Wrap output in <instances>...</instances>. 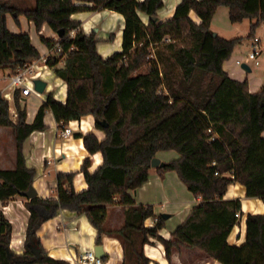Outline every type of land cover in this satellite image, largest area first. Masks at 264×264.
Instances as JSON below:
<instances>
[{
  "label": "trees",
  "instance_id": "16d2710c",
  "mask_svg": "<svg viewBox=\"0 0 264 264\" xmlns=\"http://www.w3.org/2000/svg\"><path fill=\"white\" fill-rule=\"evenodd\" d=\"M221 6L232 24L254 20L247 39L264 25V0H181L164 21L157 17L163 0H33L23 7L15 0H0V69L17 72L40 59L27 32L8 29V15L18 25L24 16L36 31L44 24L54 34L62 30L60 53L46 63L67 90L64 103L47 93L31 122L19 89L12 95L15 121L0 94V126L11 127L15 141L14 168L0 169V201L21 197L32 185L35 170L25 164L23 143L32 132L46 129V112L59 128L91 115L105 135L101 141L94 133L74 135L82 138L89 155L102 156L93 172L90 159L83 160L85 190L75 191V172L58 173L56 198L25 199L29 217L20 255L9 249L12 225L0 212V264H69L50 257L37 235L41 224L62 209L86 217L97 231L96 245L103 235L118 239L122 264H149L144 246L151 239L162 244L169 263L173 251L184 247L221 264H264V215L247 214L244 244L227 243L241 210L240 200L224 199L227 187L239 183L247 198L264 203V85L250 92L246 79L237 81L223 70L242 38L225 39L211 32L213 15ZM97 10L114 11L124 19L121 51L107 58L97 52L96 32L85 34L71 19L75 13ZM190 11L199 23L190 19ZM138 13L147 16V24ZM40 39L48 49L57 43ZM171 150L179 157L157 172L174 171L201 201L164 239L159 235L163 217L155 216L150 204H136L130 192L147 182L156 154ZM112 205L123 208L122 224L115 229L106 227L107 206ZM150 217L154 225L145 226ZM101 259L104 262L105 256Z\"/></svg>",
  "mask_w": 264,
  "mask_h": 264
},
{
  "label": "crops",
  "instance_id": "0c3cea01",
  "mask_svg": "<svg viewBox=\"0 0 264 264\" xmlns=\"http://www.w3.org/2000/svg\"><path fill=\"white\" fill-rule=\"evenodd\" d=\"M31 1L29 3L28 0H21V3L32 4L33 2ZM180 1L174 0L171 6L169 5L167 7L164 14H160V11H158L157 17L159 21L171 18ZM138 16L144 24H147V16L142 13H138ZM189 17L195 23L200 22V19L193 11L189 12ZM71 19L80 23V27L85 34H89L92 31L96 32V48L101 57L107 58L113 52L121 51L124 19L119 13L110 10L86 11L71 15ZM19 22H21V25H18L20 28L18 31L25 32L24 30H27L31 42L39 51L40 56L46 54L48 48H44L43 45H38L36 37L30 32L34 30L39 39L40 37L54 39V33L49 27L44 24L39 31H36L34 24L27 21L24 16L19 17ZM13 23V18L8 15V29L17 33V28L13 26ZM211 32L214 35H218L213 29H211ZM111 34L113 35V40L108 41ZM241 58L243 57L230 58L225 61L223 63V70L230 78L237 81L246 79L249 91L256 92L264 85V80L260 77L248 78L247 75L251 71L244 72L235 64V61ZM61 64L62 61L59 65ZM3 70L8 71L10 69L5 68ZM10 76L7 77L9 78ZM4 79V77L0 78V83ZM43 80L46 81L47 86L44 93L38 96L36 107L33 110L28 111L26 107L28 97L31 95L22 96L21 100L25 104L27 111V122L33 120L37 108L45 100L47 93H52L53 97L62 103L66 101V83L56 77L53 70H50V73H47L43 77ZM8 84L9 82L0 88V94L8 93L12 97V93L7 88ZM11 100L13 102V98ZM10 108L15 109L14 103L11 106V101H9ZM44 124L46 126L45 130L32 132L23 143L25 164L28 168L35 170L32 186L36 190L37 196L41 198H56V175L58 173L75 172L76 175L73 179L75 191L80 192L85 190L87 184L80 172L81 164L85 158H89L91 161L89 171L93 172L101 165L102 156L99 152L89 155L83 146L82 138H77L74 135L76 133H94L101 141L105 137L104 133L95 128L94 118L91 115L84 116L80 120L70 121L69 127L72 131L67 137L60 136L61 128H59L52 113L49 111L44 116ZM262 135L264 137V132ZM159 152H164V155H166L164 159H161L163 162H168L179 157L172 150ZM159 152L156 156L159 155ZM14 165L15 152L10 165L8 167L0 166V169H13ZM130 194L133 196L136 204L152 205L155 216H158L156 207L163 209L164 213L169 214V218L164 220L163 228L159 231V235L164 239L170 238L173 230L183 222L191 209L201 201L200 198H195L187 190L186 186L179 180L174 171H167L164 174H160L154 168L149 170L147 182L135 192H130ZM24 199L23 197L21 199L15 197L7 202L0 201V212L3 213L12 225L9 249L18 255L22 254L24 250L25 231L29 217V212L24 205ZM224 199L240 200L241 210L238 221L227 237L228 244L240 246L245 242V220L247 214L264 215V203L258 198H247L245 196L244 186L239 183H232L227 187ZM122 221L123 208L119 205L107 206L106 227L109 229L118 228L122 224ZM116 223L117 226L115 225ZM154 223L155 218L150 217L145 220V226H153ZM37 235L40 238L43 249L50 257L62 259L70 263L78 254L93 250L96 246L95 239L97 231L91 226L84 215H78L75 212L62 209L55 217L41 224L37 230ZM100 245L103 248V254L105 256L103 264H122L123 251L118 239L109 235H103ZM144 252L150 260L149 264H221L214 259L202 256L198 250H189L184 247L180 251H173L171 263H169L165 257L162 244L154 239H151L150 244L144 246Z\"/></svg>",
  "mask_w": 264,
  "mask_h": 264
},
{
  "label": "rangeland",
  "instance_id": "374dc122",
  "mask_svg": "<svg viewBox=\"0 0 264 264\" xmlns=\"http://www.w3.org/2000/svg\"><path fill=\"white\" fill-rule=\"evenodd\" d=\"M19 3L20 7H23V5L28 4H21V0H15ZM30 3V0H28ZM33 2V0L31 1ZM174 2V0H163V7L159 10L160 14H164L167 7ZM27 3V2H26ZM33 4V3H32ZM10 16V15H9ZM158 16V14H157ZM254 22V20L251 19H244L243 21L239 23L232 24L229 21L228 18V10L226 7H219L212 18L211 21V29L216 31V33L225 38V39H232V38H242V41L240 44H238L234 52L232 53L231 58L235 59L236 57H243L247 58V53L251 49V39H247L246 37L249 34L251 23ZM19 25H21V22H19ZM13 26L17 28V33L21 32V30L18 27V24L13 23ZM25 32H28L27 30H24ZM33 36L36 37L38 45H43L44 48H46L45 44H43L39 37L36 36L35 31L31 30L30 32ZM255 37L259 38L261 40V44L264 45V25H260L255 30ZM42 55V54H41ZM259 64L255 65L253 61H247L248 66L251 69V73H249L247 76L248 78H254V77H260L264 80V51L262 52L261 56L258 58ZM37 67L35 69V73L39 72V75L36 77H39L43 80V77L50 73L51 68H49L47 65L43 64L42 60H39L37 63ZM240 70L241 68L238 67ZM238 72L241 73V71L238 70ZM8 73V75H7ZM14 72L12 70L4 71L3 69H0V78L4 77V81L0 83V88H2L4 85H6L9 82V78L7 76L12 75ZM29 77V76H27ZM38 96H35V94H32L30 97H28V100L26 102L27 110H33L36 107ZM11 101V106H13V102ZM22 104V103H21ZM10 115V111H9ZM13 120V119H12ZM16 120V119H15ZM13 120V121H15ZM88 129V128H87ZM14 152H15V141L13 136V130L11 127H0V166L8 167L10 165L11 160L14 158ZM164 152H159V155L156 157L161 159H164ZM176 154V152H175ZM21 199V197H19ZM25 200V199H24ZM156 213L157 215H161L164 213V210L156 207ZM117 226V223L115 224Z\"/></svg>",
  "mask_w": 264,
  "mask_h": 264
},
{
  "label": "built area",
  "instance_id": "2783aa9c",
  "mask_svg": "<svg viewBox=\"0 0 264 264\" xmlns=\"http://www.w3.org/2000/svg\"><path fill=\"white\" fill-rule=\"evenodd\" d=\"M74 31L70 32V35L73 36ZM54 40L57 41V43L54 44V46L51 49H48L46 54L43 56H40L39 60H42L43 64L47 65V60L52 56V54L60 53V45L58 44L59 37L57 34H54ZM168 41V39H166ZM251 49L247 53V58H241L237 59L235 61V64L240 67L244 72H246L241 65L243 63L248 65L247 61H253L255 65L259 64V57L261 56L264 46L261 44V40L257 37L251 38ZM38 61L34 64H31L29 66H26L22 68L21 70L14 72L9 77V84L7 86L8 90L12 93L15 89H19L22 96H29L32 94H35V96H40L39 93L34 91L33 89V80L37 79L39 77H36L39 75L38 73H35V69L37 67ZM29 76V77H27ZM40 79V78H39ZM2 96L8 101L11 100L12 97L8 95V93L2 94ZM10 111V118L15 120L17 117V112L15 109H9ZM71 128L69 127V123L65 126H62L60 130V136L61 137H67L71 134ZM235 216L238 218L239 214L236 213ZM69 264H103V260L95 255L94 250H88L83 253L78 254L73 261H71Z\"/></svg>",
  "mask_w": 264,
  "mask_h": 264
},
{
  "label": "water",
  "instance_id": "95a60500",
  "mask_svg": "<svg viewBox=\"0 0 264 264\" xmlns=\"http://www.w3.org/2000/svg\"><path fill=\"white\" fill-rule=\"evenodd\" d=\"M57 36L58 37H61L62 36V30H59L57 33ZM241 67L246 71V72H250L251 69L250 67L243 63L241 65ZM33 89L34 91H36L37 93L39 94H43L44 91H45V88L47 86V83L46 81L42 80V79H34L33 80ZM151 168H154V169H157V168H161L165 165V162L161 161L159 158L157 157H154L152 160H151ZM19 196L25 198V199H31L35 196H37V192L36 190L34 189V187L31 185L28 190L26 191H23V192H20L19 193ZM161 216L163 217V219H168L169 218V214H166V213H163L161 214ZM94 252H95V255L99 258H102L104 256L103 254V248L101 245H96L94 248H93ZM32 251L33 253L36 255V257H39L40 256V252H39V249H36V248H32ZM11 254V253H10Z\"/></svg>",
  "mask_w": 264,
  "mask_h": 264
},
{
  "label": "bare ground",
  "instance_id": "6f19581e",
  "mask_svg": "<svg viewBox=\"0 0 264 264\" xmlns=\"http://www.w3.org/2000/svg\"><path fill=\"white\" fill-rule=\"evenodd\" d=\"M72 124H74V123H72ZM85 127V126H84Z\"/></svg>",
  "mask_w": 264,
  "mask_h": 264
}]
</instances>
